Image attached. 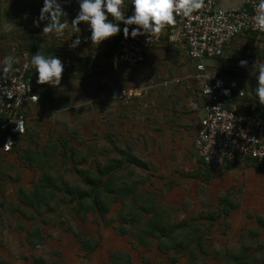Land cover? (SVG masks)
Listing matches in <instances>:
<instances>
[{
	"label": "rangeland",
	"instance_id": "rangeland-1",
	"mask_svg": "<svg viewBox=\"0 0 264 264\" xmlns=\"http://www.w3.org/2000/svg\"><path fill=\"white\" fill-rule=\"evenodd\" d=\"M17 15L11 16L9 29L0 30L1 60L11 55L15 63L23 52L28 53L21 34L31 37L23 32L28 21H17L21 30L11 29ZM34 25L30 28L43 29ZM78 27L81 31L73 33L70 22L68 30L52 40L59 46L51 47V54L46 50L51 40L42 43V50L57 56L64 66L60 84L38 85L40 91H48L44 92L47 98L26 112V134L13 148L22 155L12 152L10 165L0 160V179H4L0 186V264H33V257L43 258L45 264H110L114 253H129L128 264H264V226L259 222V218L264 221V166L260 171L256 165L250 168L254 164L249 159L227 163L216 171L203 166L193 148L200 84L183 77L180 70L179 83L159 84L165 77L150 73L148 65L154 61L156 68L174 59L162 47L159 51V45L153 48L155 54L146 68L116 65L114 69L101 57L109 38L92 44L85 39L90 35L87 23L80 22ZM121 33L122 29L117 34ZM77 35L80 44L69 48ZM35 36L41 39L44 35L35 31ZM242 59L247 61L245 66L239 65ZM88 62L90 66H83ZM209 62L216 73L232 71L231 77L248 92L244 106L264 112L254 92L257 81L250 75L255 62H264V36L237 37L218 61ZM58 137L66 143L51 149ZM27 150L34 151L33 167H25L21 160ZM119 150L138 162L128 163ZM113 162L119 165L102 178L108 176L111 185L100 193L106 209L102 214L95 207L85 210L84 203L90 199L79 205L69 186L84 189V175L94 178L98 169ZM43 172L52 177L53 194L48 192L44 205L37 208L17 205L16 198L40 186L35 181ZM121 186L133 187L131 195L115 190ZM178 222L193 225L176 230L173 238L192 236L193 241L202 233V243L195 240L190 248L160 252L156 246L159 227L172 236L171 225ZM36 228L42 241L35 236ZM27 236L35 245H30ZM233 249L245 252L235 254ZM233 255L244 261L235 262Z\"/></svg>",
	"mask_w": 264,
	"mask_h": 264
},
{
	"label": "built area",
	"instance_id": "built-area-1",
	"mask_svg": "<svg viewBox=\"0 0 264 264\" xmlns=\"http://www.w3.org/2000/svg\"><path fill=\"white\" fill-rule=\"evenodd\" d=\"M128 2L129 0H124L122 5L125 16L131 15L132 6ZM218 2L219 0H203L200 9L188 17L176 16L175 23L165 26L156 34L125 37L122 33L113 55L115 65L139 68L145 61L146 52L160 42L163 34L172 42L184 43L186 56L193 64L188 77L200 84L199 95L204 100L199 106L200 116L193 148L204 164L213 171L227 163L243 159H251L258 165L264 163V115L241 110V100L248 96V92L232 77L215 74L209 62L221 57L225 47L236 37L264 36V31L255 27L251 19L254 15V0H244L237 9H223ZM58 3L61 8L70 7L76 0H58ZM108 18L112 19L111 14H108ZM127 27L130 33L137 26ZM29 59V54L23 52L21 59L9 71L0 70V131L3 133V152L10 150L15 138L26 132V112L39 100L30 75L33 68L30 65L25 67ZM205 72L213 75L207 82ZM179 81L173 78L163 83ZM206 84L210 88L209 93H206Z\"/></svg>",
	"mask_w": 264,
	"mask_h": 264
},
{
	"label": "clouds",
	"instance_id": "clouds-1",
	"mask_svg": "<svg viewBox=\"0 0 264 264\" xmlns=\"http://www.w3.org/2000/svg\"><path fill=\"white\" fill-rule=\"evenodd\" d=\"M79 5V10L71 20L73 33H79L81 30L78 27L80 22L87 23V30L90 33L85 39H89L92 44L98 45L121 31L119 25L114 21H122L125 27L123 34L125 37L131 35L136 37L138 34H156L159 33L165 26L175 23L176 16H190L194 11L203 6V0H131V15L125 16L122 10L124 0H76ZM254 15L252 21L260 31H264V0H254L253 4ZM65 14L58 3V0H43V6L40 9L39 17L33 20L34 24H39L40 21L46 20L47 23L43 26L42 32L47 35L50 32L57 36L63 35L66 22H61L59 16ZM111 14L112 19L108 18ZM136 25L129 33L127 26ZM122 35V34H121ZM80 36L77 35L72 39L69 48H76L80 43ZM119 41V40H118ZM199 55V53H194ZM16 62V58L11 55H6L0 60L2 71L7 72ZM246 60H240L239 65L245 66ZM32 66L37 74L36 82L38 84L47 83L50 86L60 84L63 64L55 55H44L39 51L31 55L25 67ZM250 75H254L257 81L254 87L255 96L261 105H264V62L253 65ZM213 75L205 72L204 78L206 82ZM210 92V88L206 84V93ZM227 93V90H225ZM11 95L10 93H6ZM75 107V105H74ZM19 128V127H18ZM21 131V129L19 128Z\"/></svg>",
	"mask_w": 264,
	"mask_h": 264
},
{
	"label": "trees",
	"instance_id": "trees-1",
	"mask_svg": "<svg viewBox=\"0 0 264 264\" xmlns=\"http://www.w3.org/2000/svg\"><path fill=\"white\" fill-rule=\"evenodd\" d=\"M114 22L117 23V21H114ZM25 26H27V25H25ZM27 28H29L30 30H28ZM27 28H24V31L23 32L27 31V33H30L31 34V37L28 34H25V35H22L21 34V37L24 40V45L23 46H25V45L27 46V51L29 53V56L31 57V55H32L31 51L33 53L39 51L40 53L48 56L47 52L45 50H42V44L39 41L36 40V37L32 33L34 31V29L30 28L29 26ZM15 33L16 32H14V34ZM120 36H121V34H116L113 37V39L110 42H108L107 46L104 49V55H108V56L114 55L115 52H112V51L114 49V46L116 47L117 41L119 40ZM46 50L49 51L51 49H50V47H48ZM219 58H216L214 60L215 61H218ZM212 71L215 74L220 75V76L228 75V76L231 77V74H233L231 70H218L217 73L215 72V69H213ZM34 73H35L34 70H32V72L30 73V75L32 76ZM198 97L202 98L200 95ZM46 98H47V96L45 95L44 92H42L41 93V96H39L38 102L39 103L40 102H44L46 100ZM203 103H204L203 98H202V100H198L199 106L201 104H203ZM240 109H242V108L240 107ZM245 109H246L247 112H252L251 111V108L249 106H246ZM255 113L258 114V115H261V116L264 115V112H261V111H257ZM26 130H27V128H26ZM25 134H26V132L23 135L18 136L17 138H15V141H17V139H19V138L24 137ZM2 137H3V133L0 131V144L2 143V140H3ZM57 141H58V143L56 142L54 145L50 146L51 149H53L54 146H56V145L58 146V144L61 146V144L66 143V140L64 138H60V137L57 138ZM16 143L17 142H15L13 144L12 148L10 150L6 151V152H3L1 150V152L4 153V156H3V158L1 160H7L9 162V165L11 163L10 162L11 160L8 159V157L6 155L11 154L12 152L13 153L16 152V151L13 150V148L16 145ZM43 151L45 153H47V149H45ZM33 152L34 151H32V150H27V152L25 153L24 157H21V160H22L23 165L25 167L28 166V165L30 167H33V162L35 161L32 158V153ZM119 152L121 153V155L122 154L125 155L124 160H126L128 163H131V162L136 163V162H138L128 152H126L124 150H119ZM16 153H17V156H18V154H20V156L22 155V152H16ZM201 163L208 170H210L206 166V164L203 163V160L201 161ZM254 163L256 165H258L255 161H254ZM118 165H119V162H113V163H110V164L104 166L103 169H100V171L98 169L97 170V174H96V176L94 178H92L90 176L84 175L83 176V179H84V183H85L86 187L84 189H79V187H75L74 188V187L69 186V193H72L73 195H76V197H77V203L79 205H81L82 202L85 199H87V198L90 199V202L84 203L85 206H86L85 210H87L88 208H94L95 207L102 214L103 211L107 207V202L104 200V198L101 197L100 193L103 190L110 189V186H111L110 183H109L108 176L106 177V179H104V180L102 179L103 178V174H106V173L111 172ZM109 175H111V174H109ZM207 177H210V174L207 175ZM3 180H4L3 178L0 180V186H2ZM105 180H106V182H104ZM35 182L41 183L40 186L37 187V185H36V186H34V187H32V188L29 189L30 192L28 191L24 196L21 195V198L20 199L18 198V202L19 203H17V205H19V206L20 205L25 206L24 204H27V205L33 206L34 208L39 207L41 204L44 205V203L46 202V198H47L46 197V194L48 192H51L50 188L54 184V182L52 180V177L48 173H44V172L42 173L41 177L38 178ZM74 189H75V192H73ZM132 189H133V187H131V186H121V187H119V188H117L115 190L117 192H119L121 194H124L126 196L127 193H129V195H131ZM51 193L53 194V191ZM224 200L226 201L227 198H224ZM226 205H228V204L225 203V207H226ZM227 211H228V209H227ZM152 214L154 216V212H152ZM123 218H124L123 221H126L127 218L125 216ZM146 222L148 223V226H149L150 225V221H146ZM259 222L262 223V226H264V221L262 219L259 218ZM192 225H193V223H188L187 224L186 222H178V224L175 223V224L171 225V227H172L171 232L173 233L172 236H170V233H168V232H166V233L161 232V231H163V229H161V227H163V226H160L159 227V230H158V235H157V237L160 236L159 237V242L156 244L158 250L160 252H167L169 249H172V250L174 249L175 251H178V248L179 249H182V248H190L191 245L193 243H195V240H197L196 243L198 245H200L202 243L201 242L202 233H200L198 235H195V238H194L193 241H192V238H193L192 236L187 237L184 240H182V239L176 240L175 238H173V235H174V233H175L176 230L182 229L184 227H190ZM156 228H158L157 225H156ZM121 232L124 233V230H121ZM159 232L161 233V235L159 234ZM134 235L136 236V234H134ZM35 236L38 237L42 241L43 236H42V234H41V232H40V230L38 228L35 229ZM140 236H141V234H140ZM138 237H139V235H138ZM138 237H136V238H138ZM175 240L178 241V242H175ZM27 241L30 243V245H35L34 242H32L33 240L30 238V236H27ZM83 243H87L88 244V242H84V241H83ZM95 244H98V243L95 242ZM169 244L172 245V248H170L171 246ZM197 244H196V246H198ZM232 252H234L235 254L236 253H243V252H245V250L238 251L237 249L236 250L233 249ZM118 254L119 253H114L113 254L112 259L110 261V264H128L129 263V257H130V254L129 253L128 254H125V255L124 254L118 255ZM233 257L235 259V262H242V261H244V260H242V261L239 260L240 259V256L239 255H233ZM32 262H33V264H45L44 259L41 258V257H39V258L33 257L32 258Z\"/></svg>",
	"mask_w": 264,
	"mask_h": 264
},
{
	"label": "crops",
	"instance_id": "crops-1",
	"mask_svg": "<svg viewBox=\"0 0 264 264\" xmlns=\"http://www.w3.org/2000/svg\"><path fill=\"white\" fill-rule=\"evenodd\" d=\"M243 1L244 0H219L218 2V5L223 8V9H237V8H240L243 4ZM8 3V4H7ZM129 4L131 3V0H129L128 2ZM7 4V5H6ZM43 6V0H9V2H7V0H4L3 2V5H0V30L1 31H5L6 28L9 29V25H10V22L11 19L13 17L11 16H15V14H18L17 15V18L14 19V23L15 24H12V26H14L15 28L11 27V29L13 31H18V30H21L19 27H16V24H17V21H28L29 24L28 26L31 27V25H34L33 23V20L38 18L39 17V12H40V9L41 7ZM61 10L65 13V14H61L59 16V20L61 22H66L67 23V27L65 28V30L67 29L68 30V26H69V23L71 22V20L74 18V16L76 15V13L78 12L79 10V5L78 3H74L72 6L70 7H62ZM26 15V16H25ZM29 18V20H28ZM47 23L46 20L44 21H40L39 24H35V25H40L43 27L44 24H41V23ZM45 23V24H46ZM120 23V24H119ZM117 24L121 27V29L123 30V28L125 27V25L123 24L122 21H117ZM34 25V26H35ZM11 26V25H10ZM3 29V30H2ZM34 31L32 32L35 36V31H39V32H42V29L40 28H33ZM39 29V30H38ZM3 33V32H2ZM43 33V32H42ZM123 33V31H122ZM121 33V34H122ZM44 35V34H43ZM116 35V34H115ZM111 36V40L113 39V37L115 36ZM56 34L53 33V32H50L48 33L47 35L41 36V39L37 38L36 36V40L39 41L41 44L44 43L45 39H50L51 40V46H50V49L48 51V54H51L53 52V46H59V44H52V40L53 39H56ZM243 36H250V35H243ZM243 36H238V37H243ZM20 37V36H19ZM0 38H1V34H0ZM237 38V37H236ZM235 38V39H236ZM235 39L233 40V43L235 41ZM1 40V39H0ZM57 42V41H56ZM82 42V41H81ZM108 42H110V37L108 39ZM107 42V44H108ZM118 42V41H117ZM80 44V43H79ZM107 44L105 45V47L107 46ZM117 45V44H116ZM159 45V51L161 50V47H162V50L163 52L165 51V54L169 53V54H172V56L174 57V59L169 63L167 62V65H162V66H158L155 68L153 62H150V64L148 65V69H149V72L150 73H158L157 75L158 76H161V77H165L161 80V82H159V84H163V86L165 87H169V86H172V85H175L177 83H173V82H167V83H163L164 81H167V80H171V79H179L181 81V76L184 74L185 76L183 77H188V75L186 76L187 73H189L190 71L193 70V64H192V61H190L189 59H186L185 57L186 56V49H185V45L183 42H172L168 39L167 35L166 34H163L161 39H160V42L157 44ZM156 45V46H157ZM230 46V44L228 46L225 47V49L227 50V48ZM155 47V46H154ZM150 48L147 52H146V57H145V61L143 63V67L146 68V64L148 63V60L149 61H152V56L155 54V52L153 53V48ZM116 47L113 49L112 52H116ZM225 51V50H224ZM185 55V56H184ZM159 56H164V55H160V52H159ZM103 60H109L110 64H111V67L115 69V67H117L114 62H113V55L112 56H108V55H104V52H103V56H101ZM0 60H1V54H0ZM66 61L69 60L67 57L65 59ZM175 61L177 62L175 64ZM89 62H93L92 60H89ZM89 62L84 64L83 66H90L89 65ZM141 66V67H142ZM169 68H171V70L174 71V74L170 75V73L172 71L168 70ZM134 69H137V68H134ZM34 70V69H32ZM182 71V75H178L179 72L178 71ZM160 71V72H159ZM32 72V71H31ZM35 72V71H34ZM178 73V74H177ZM33 78V82H34V85H35V90L37 92V94L40 96V91L38 88V85L40 86H45V84H38L36 83V77H37V74L36 72L31 76ZM189 78V77H188ZM179 83V82H178ZM48 88H50V85L48 86ZM197 90V93H196V96L198 97L199 96V87L196 88ZM46 91V90H45ZM43 91V92H45ZM183 92V91H182ZM45 93H48V91H46ZM181 94V93H180ZM112 95H115L112 94ZM111 96V95H110ZM198 100H202V98L198 97ZM244 100V99H243ZM243 100H242V104H241V110L243 111H246L244 104H243ZM191 104H194L193 102H191ZM198 107H196L197 109V112H196V118H197V122H198V119H199V116H200V111H199V105H196ZM179 112V110L177 111ZM176 112V113H177ZM262 112V111H261ZM175 113V114H176ZM171 118V117H170ZM15 143V142H14ZM8 153V152H7ZM6 154V153H5ZM4 156V153L1 152V144H0V160L3 158ZM8 158L10 157V154L6 155ZM250 162H252L254 165L251 166L250 168H254V166L256 165L251 159H249ZM233 163H229V165H232ZM262 166L260 165H256L255 168L257 170H262V168H259V167H263L264 166V163L261 164ZM228 169V168H227ZM264 169V167H263ZM255 169H253L254 171ZM255 170V171H257ZM259 170V171H260ZM259 171H257L259 173ZM254 173V172H252ZM264 175V174H263ZM8 179L10 178L9 176L7 177ZM1 180V179H0ZM237 182L239 183L240 180H237ZM235 185V184H234ZM236 186V185H235ZM255 184H253V186L251 185V187H254ZM232 189V188H231ZM238 189V187H237ZM259 189V188H258ZM1 190V189H0ZM15 202L18 203V198L15 199Z\"/></svg>",
	"mask_w": 264,
	"mask_h": 264
}]
</instances>
